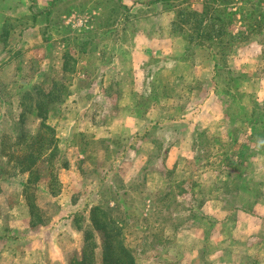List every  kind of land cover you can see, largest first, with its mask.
Masks as SVG:
<instances>
[{
	"label": "rangeland",
	"instance_id": "1",
	"mask_svg": "<svg viewBox=\"0 0 264 264\" xmlns=\"http://www.w3.org/2000/svg\"><path fill=\"white\" fill-rule=\"evenodd\" d=\"M38 1L41 5L45 6L51 0ZM106 1L53 0V6L49 5L50 9L55 7L51 18H48V21H46V18L42 17L40 27H37L36 25H32V19L28 15L31 11L30 6L32 8L34 7L35 10L38 9L35 0H0V131L13 130L14 122L20 118L22 95L25 90L38 87L50 89L58 82L61 85L59 89H63L64 100L53 104L49 120L57 128L56 132L59 136V156L54 160L53 164H44L42 167L41 181L44 184L51 185L53 183V185L58 187L57 182H54V180L58 178L62 169L74 163L84 171L85 167L89 170L85 172L87 177L97 182L101 180L103 184L110 186L107 188L109 191L104 192V198L119 201L116 206L118 210L114 214L125 218L127 223V241L136 250L138 264H216V262L218 264H258L259 260L264 261L263 249V252H261L258 248H253L251 255L245 250V248L254 247L253 245L255 243L260 244L261 248L264 247V225L262 226V224H258L256 221L251 222V220H247V216H236L235 212L229 213L234 224L236 221H239L246 225V230L238 231L237 236L233 239L234 244L231 247L234 249V253L231 255L227 253L220 256L219 254L216 255L215 252H210L209 248L214 250H216V247L218 248L216 241L214 242L210 236L203 240L199 235V231H196L193 225V228H191L192 223L199 222L200 219H197L199 213L214 211V205H208L207 203L205 204V209L201 211V207L195 201L196 199L192 198V195L200 198L203 193H206L205 197L209 198L208 196L212 189L211 184H204L203 188L199 187V189H189L188 191L180 189L179 186L176 188V200H181V203L179 206L173 205L174 207L172 208H175L179 213H184L189 218V222L185 225L188 229L185 232L186 235H180L172 242L171 240L174 238L173 230L169 228L171 225L170 216L172 214V208L165 209L162 205H156L154 212L146 216V211L140 203V198L145 192H157L159 194L164 190V187L161 185L163 184L164 178L159 171L165 172V161L159 155H156V152L160 151L156 140H159L158 137L161 136V130L159 128H162V126H150L144 120H140L133 127L132 121H130V124L126 125L130 133L134 132V130H142V132H145L151 128L147 132L149 135L143 134L131 139L127 134H125L127 137L122 135L124 133L120 128V123H117V115L123 116L128 111V104H133V99L136 103L137 99L140 98V94L141 96L147 95L144 93L145 85L151 80L158 86L159 91H164L162 89L163 87L165 88L166 94L162 95L159 93V97H161V100L163 99L161 104L167 103V106L171 104L172 108L156 106L149 111L150 113L147 118H151V120L156 122H160L163 116L181 118L186 112H182L176 106L188 101L196 106L197 100H199L201 105L197 104L198 107L196 108H199L200 112L196 108H191L189 111L191 113L186 118L192 120L200 118L199 123H203L204 126L206 125V130H208L209 134L206 135V140H204L205 150L212 143L213 147L218 148L219 145L211 140V135L213 136L215 134L217 136L219 133L226 135L229 132L228 129L230 126L224 124L217 125V117H220V115L210 118L206 113L199 117V114L206 108L204 107V102L207 103L206 94L198 95L195 92L193 94L191 90L196 81L201 82L199 77L202 76L201 72L205 71L206 80L203 85L206 86L205 92L211 91L209 87L215 89L214 92L220 88L217 96L221 97L223 96L221 91L224 87L233 89L232 91L235 97L240 94V99H236L238 102L233 108H230L232 115L241 119L248 118L249 115L252 116V110L254 108V104H252L253 99L261 100L264 98L263 36L246 32V38L240 40L236 46L229 48L225 57L218 53L216 50L218 48H194L189 52L188 60L183 62L181 60L176 61V58L181 56L183 43L181 41L169 42L166 39L164 44L170 47L169 53L154 54L156 57H153L154 63L152 66L148 65L145 67L141 62V68L135 66L134 73L136 75L134 74L133 79L126 75L122 79L120 73L127 71L128 66L125 68V66L119 65V60L115 61L114 58L113 61L110 60L109 65H106L101 62L100 57L94 56L92 60L86 63V56L80 54V44L82 42L80 36H84L85 38H81L85 40H87L86 38H98L102 36V33H109L110 30H104L103 28L112 27L113 21L116 20V13L114 11L111 12L109 9L106 11V8L114 6V2L112 0ZM150 1L135 0L134 5L140 8L144 3ZM204 1L191 0L190 3L192 6L197 5L198 8H202ZM252 1L255 3V0ZM253 2H250L249 5H252ZM129 4L131 5L132 3ZM101 6H103L101 11L103 13L102 17L98 16V19L95 18L93 20L91 25L94 28L91 30L86 28L85 24L81 22L83 20L82 18L87 19L88 16H79L80 18H75L74 21H72V16L71 18H66V14L72 9H97ZM187 6L188 4L183 0H171L166 4V9L173 12L163 13L160 11L163 13L161 15L162 17L154 19L153 22H158L161 26H165L167 29L166 33L168 34L170 20L177 19L179 8H185ZM113 10L115 9L113 8ZM155 11V8L150 11H136L135 17L136 15L137 17L132 18L134 20H130L129 15L124 14L122 18L130 21H127L128 23L125 22L127 23L124 25L125 27L116 26L118 29L113 27L114 32L110 35L107 34L109 35L108 37L112 36L114 39H118L126 33V37L130 38V41L135 39L140 46L139 52L137 54L135 53V58L139 61L140 56L143 55V51L150 52L148 45L144 43L141 45V39L138 38L139 34L149 27L145 23L144 18L148 15L159 14ZM32 12L34 11L32 10ZM241 13L236 14L235 21L230 27L231 30L237 31L238 29H245L241 21ZM90 43L87 49L91 53H94L92 51L95 45L91 41ZM153 51H157L156 48ZM214 51L213 56L219 54V62H221L223 67L229 68L225 69V71L224 68L222 69L221 73H219L218 80H215V78L212 79V75L216 73V69L214 70L212 65L214 59L211 52ZM107 52L111 51L108 50ZM63 54H68L71 58H75L76 61L78 58L79 61L76 63L71 61L69 63V69L66 70L63 66ZM109 56L113 57V53L109 54ZM106 60L107 57L105 58ZM129 66L131 65L129 64ZM148 70L152 71L153 75H155L151 77V72H149L148 76L151 77L150 80L147 76ZM246 71L247 74L244 73ZM250 74L256 77L254 84H247L242 79L244 75ZM181 77L183 78V82L178 83L179 85L177 86V81ZM231 77L237 78L238 80H234L233 84L232 80H230ZM101 83L103 86H111V90L109 89V91L104 93L99 90L95 91L93 89L92 91H88L84 89V85L86 84L93 86L96 84L99 87ZM120 83L123 85L124 94L116 89ZM72 88L74 90L73 92ZM134 88L140 89L136 95H134L136 93ZM249 88L251 93H247L246 95L244 91L246 89L248 91ZM164 95L167 97L172 96L170 97L172 100L166 97L163 98ZM87 100L91 101L92 105L94 103V105H91V107L88 104L86 106L83 105ZM245 106H247V109ZM142 109L145 108L143 107ZM118 110L120 111L118 112ZM208 117L215 123L208 124ZM103 120L105 122L107 121L103 127H108L110 134H112L107 135L108 139H101V136L106 135L107 131L106 128H101L98 125V122H103ZM39 124L40 120L37 117H27L26 126L31 132H38ZM241 127L245 132L240 134L241 142L237 150H247L248 153H251L252 149H250V144L257 152L256 145H253L247 140V134L250 132L249 129H245L243 125ZM169 133L171 134V132ZM230 143H225L218 150L223 148L227 149L228 147L224 146H228ZM179 146L182 152L186 149L188 151L189 142L185 143L184 140H179ZM231 149L229 148L225 151H230ZM208 150V155H205L204 158L196 162L198 164L194 165L195 169H193V174H190L192 178L200 176L197 170L201 166L202 168L200 170L205 171L209 175L211 171L213 174L214 170L225 171L224 167L228 157L224 158L219 155L209 156L213 151L211 149ZM218 153L223 155L220 151ZM242 156L237 155L236 158H233L232 176H238L237 170L240 164H243L240 168H247L249 172L254 171V167L264 170L263 157L252 156L250 160L249 157L244 158ZM176 159L182 162V165L186 164L185 166L187 168L192 169L191 166H188V159H185V157L177 158L172 155L169 158V163L172 164ZM9 161L8 156H0V174L4 180L3 185L8 187L11 192L8 193L10 194L9 199L16 201L18 199L17 189L19 188L17 183L21 177L12 178L13 169L10 171L8 168L9 165L11 167L15 163L14 161L9 163ZM188 175L185 174V177L187 178ZM181 177L183 176L178 175L177 179L181 180ZM211 178L212 175L210 176ZM183 191L189 193L183 195ZM160 198H163V196ZM261 198L260 196L259 199ZM229 200V204L233 206L235 204V198L231 197V200ZM176 202L179 203L180 201ZM260 203L261 206L257 207L256 212H264V199L260 200ZM254 205L253 207H255ZM143 218H145L144 221L142 220ZM206 224L208 223L205 221ZM253 228H259L261 231L258 233L253 232ZM178 232L180 234L179 229ZM251 234H254L255 237H251ZM197 249L201 250L196 251ZM69 256L71 257V255Z\"/></svg>",
	"mask_w": 264,
	"mask_h": 264
},
{
	"label": "crops",
	"instance_id": "2",
	"mask_svg": "<svg viewBox=\"0 0 264 264\" xmlns=\"http://www.w3.org/2000/svg\"><path fill=\"white\" fill-rule=\"evenodd\" d=\"M52 1L53 0L48 1L47 5L44 6L41 5L38 0H35L38 9L35 10L34 7L32 8V6H30L31 11L28 14L32 19V25L40 27L42 17L46 18V21H48V18H51V14H53L55 9V7L53 9H50V6H53ZM112 1L114 2V6L106 8V11L107 9H109V11L111 12L114 11L116 13V20L113 21L112 27L103 28L104 30H110L109 33H102V36L98 38H86L87 40L93 42V44L95 45V48L92 51L94 53H91L89 50H87L86 53H80L83 56H86V63L92 60L94 56H98L100 57L99 59L102 63L109 65L110 60L113 61L115 58V61L119 60V65L125 66V68L126 66H128L127 71H122L120 73L122 79L125 78V75L127 77H132L133 79L135 74L134 70L136 69L135 66L138 68H141L142 64L145 67H147L148 65L152 66V64L154 63L153 57H156L154 56V54H160L163 52L169 53L168 51L170 50V47H167L164 44L166 39H168L169 42L181 41L183 43L181 48V56L177 57L176 61L181 60V62H183L188 60V54L194 48L203 49V47H197L193 44H190L185 34L177 33L174 31V24L177 21L175 18L173 20H170V24L168 26V34L166 33L167 29L165 26H161L160 24H158V22H153L154 19H159V17H162L161 15L164 12H173L166 9V4L168 3L164 1L151 0L148 3H144L139 8V6L134 5L135 0ZM129 3L132 4L130 5ZM193 7L198 6L193 5ZM113 8L115 10H113ZM153 8H155V12H158L159 14L145 16V23H147L149 27L142 31L140 33L142 35L139 34L138 37L141 39V45L142 43L148 45V49L150 52L143 51V55L139 58V63V61L135 58V53L137 54L139 52L140 46L135 39H132V41H130V38L126 37V33H124L123 36L121 35V37L118 39H114V37L108 36L114 32L113 27H115L116 29H118V27L116 26L125 27L124 25H126L132 18H136V11H150ZM102 9L103 6L97 9H72L66 14V18H71L72 16V21H74L75 18H80L79 16H88L87 19L82 18L83 20H81V22L85 24L86 28L91 30L94 28V26L91 25L93 20L95 18L98 19V16L102 17ZM32 10L34 12H32ZM160 11L163 13H161ZM124 14L129 15L130 20H125V18H122ZM241 30L243 29H238L237 31L232 30V32L237 33ZM252 34L261 35L264 38L263 34ZM236 45L237 43L233 46ZM155 48L157 51L154 52L153 50ZM108 50H110L111 52H107ZM111 53H113V57L109 56V54ZM211 53L214 59L212 65L214 70L216 69L217 73V75L216 73L212 75V79L215 78V80H218V76L219 73H221L222 68V64L221 62H219L220 56L219 54L213 56V53H215V51ZM64 56L65 54H63L62 56L63 65L65 62ZM106 57L107 60L105 61ZM74 60L76 59L74 58ZM77 61H79L78 58ZM129 64L131 66H129ZM224 69L229 68L224 67ZM149 72H151V77L155 76L150 70H148L147 76ZM201 73L202 76L199 77L201 82L196 81L193 89L191 90L193 94L194 92L198 95L206 94L207 103L204 102V107L206 108H204L203 112L199 114V117L200 115L202 116L206 113L210 118H214V116L220 115V117H217V125L224 124L230 126V128L228 129L229 132H227L226 135L220 133L217 136L215 134H213V136L211 135V140L215 144L217 143V145H219L218 148L223 147V145L227 142H231L230 144H228V146H224L228 147L227 149L223 148L218 150V148L212 146V143V145H210L209 148L205 150L204 140H206V135L209 134L208 130H206V125L204 126L203 123H199L200 118H195L193 120L186 118L191 113H189L191 108L193 109L198 107L197 104L201 105V102H199V100H197L196 106L192 104V102L189 103V101L185 102L184 104L177 105L176 107L181 109L182 112H186V114H183L181 118H174L173 116H163L160 122L153 121L151 120V118L148 119L147 116H149V111L154 109L156 106L165 108L171 107V104H169V106H167V103L161 104V101L163 99L161 100V97H159V93L162 95L166 94L165 88L163 87L162 89L164 91H159L160 89L156 84H154V81L152 82L150 80V76H148L150 82L145 85L146 87L144 89V93H146L147 95L141 96L140 94V98L137 99L136 103L133 99V104H128V111L125 112L123 116L117 115V123H120V128L124 133L120 134H127L131 139H134L135 137L143 134L149 135L147 132L150 131L151 128H149V130H146L145 132H142V130H134V132L130 133V130L126 126L130 124V121H132L133 127H135V125H137L140 120H144V122L149 124L150 126H162V128H159L161 130V136L158 137L159 140H156L160 151L156 152V155H159L165 161V172L159 171L160 174L162 173L161 176L164 178L163 184H161L162 187H164V190L159 194L157 192H145L143 194V196L140 198V203L146 211L145 215L147 216L153 213L156 209V205H162V207L164 206L165 209H170L174 207L173 205L179 206L181 200H176V188L178 186L180 189L188 191L189 189L195 190L197 188L199 189V187L203 188L204 184H211L212 189L209 193V198L205 197L206 193H203L202 197L200 198L192 195V198L196 199L195 201L197 202V204H199L198 206L201 207V211L205 209L204 207L206 203L208 205L213 204L214 211L199 213V215L197 216L198 218L196 217L197 219H200L199 222H196L194 224L192 223L191 226L193 225L194 229L196 231H199V235L203 240L210 236L213 238L214 242L216 241V243L218 244V248L216 247V250L209 248L210 252H215L216 255L219 254L220 256L227 253L231 255L232 253H234V249L231 247L232 244H234L233 239L235 238V236H237L238 231L246 230V225L243 224V222L239 221H236V223L234 224L233 220H231V214H229L230 212H235L236 216H247V220H251V222L256 221L258 224H262V226L264 225V212H256L257 207L261 206L260 200L264 199V170L254 167V171L249 172L247 171V168H240L243 165L240 164L237 170L238 176H232V161L234 157H237V155H243L242 157L244 158L249 157L250 160L252 156H260L264 158V139L259 136H254L253 127L255 124V120L253 117L249 115L248 118L241 119L239 117L237 118V116L232 115L230 108H233L238 102L236 101V99H240V94H238L237 97H234L232 95L233 89H229L226 87L223 88V92L221 91V93L223 94V96H221L223 97L222 99L221 97L217 96L220 88H218V90L214 92L215 89L209 87L211 91L205 92L206 86L203 85L205 84L206 80V72L204 71ZM244 73L247 74V71ZM242 79H244V82L247 84H254V80H256V77L250 74L244 75ZM182 82L183 78L181 77L177 81V86L179 85L178 83ZM232 83L234 84V80L232 81ZM110 87L111 86H103L102 83L99 87L96 84H94V86L91 84L84 85L85 90L92 91L94 89L95 91L99 90L104 93L109 91ZM116 89L121 93L123 92L124 94V88L121 83L116 87ZM139 90L140 89L138 88H134V91H136V93L133 94H138ZM73 91L74 90L72 88V92ZM244 93L246 95L247 93H251L250 88L248 91L246 89ZM165 97L172 100V98H170L172 96L167 97L164 95L163 98ZM194 100L192 101L194 102ZM253 100L254 101L251 100L252 104L264 102V98L261 100ZM87 104L91 107L92 102L87 100V102H85L83 105L86 106ZM143 107L146 109V111L145 109H142ZM245 108L247 109V106H245ZM196 109L197 111L199 110V108ZM119 111L120 110H118V112ZM220 112L221 114H219ZM209 117L207 119L209 121L208 124H214L215 122L211 121ZM263 120L264 119H261L260 122H263ZM106 122L104 120L103 122H98V125L101 128H106L107 130L106 135L101 136V139H108L107 135H112L110 134L108 127H103ZM48 123L51 124L49 119ZM242 125L245 126V129H249L250 132L249 134H247V140L253 145H256L257 152L252 148L250 144V149H252L251 153H248L247 150H237L239 148L238 145L241 142L240 134L245 132L241 127ZM169 132H171V134ZM57 134L58 133L56 132V136L58 138L59 136ZM124 137L127 136L125 135ZM179 140H184L185 143L189 142L188 151L187 149L183 152L181 151ZM229 148L233 149H231L230 151H225ZM208 149H211L213 151V153L211 152L209 156L219 155L220 157L223 156L224 158L228 157L227 163L224 167L225 171L222 172V170H214L213 174L211 171L209 175L205 173V171L200 170L202 168L201 166L197 170V173L200 174V176H197V178H192V175L190 174H193V169H195L194 165L198 164L196 162L204 158L205 155H208ZM215 149L217 150V152ZM218 151L222 152L223 155L218 153ZM172 155L176 156L177 158L185 157V159H188L187 164L188 166H191L192 169H189V167L187 168V166H185L186 164L182 165V162L178 161L177 159L175 162L170 164L169 158ZM58 156L59 150L57 157ZM43 166L44 165L39 166L40 179L35 182H32L30 180L31 174L29 172H12L11 176H13V179L21 177V179L17 183L19 185V188L17 189L18 199L16 201H11L9 199L10 194L8 193L10 192V190L8 187H5L3 185L4 180L1 178L0 174V264H70V261L74 257L82 256V253L87 245L89 234H92L94 236V240L97 243L96 264H102V240L100 232L95 228V225L93 223V211L98 207H103L105 209L117 208L116 206L119 201L104 198V192L107 191V188L110 186H108L107 184H103L100 179V181L97 182L87 177L85 175V172L89 170L85 167L84 171L80 166L78 167L74 163L62 169L57 178L58 180H54V182H57L58 187L56 185H53V183L51 185L44 184L41 181V169ZM185 174H189L187 178L185 177ZM178 175H182L183 177H185V180L183 179V177H181V180H178ZM211 175L213 179H210ZM195 180H197L198 183L195 182ZM187 191H183V195L189 193ZM162 196L163 198H160ZM260 196L262 197L261 199H259ZM231 197L235 198V204L233 206H231V204H229L228 202L229 199L231 200ZM176 201L180 202L177 203ZM253 205L255 207H253ZM176 211L177 210L175 208H172V214L170 216L171 225L169 228L173 230L174 237L171 240L172 242L180 235L185 236V232H187L188 230L185 225L187 224V222H189V218H187L184 213H179L178 211L176 213ZM142 220L144 221L145 218H143ZM205 221L208 224L205 225ZM193 226L191 228H193ZM236 227L240 228L237 229ZM178 229L180 230V234H178ZM252 231L258 233L261 230L259 228H253ZM125 235L127 237L126 230ZM250 236L255 237L254 234H251ZM127 244L129 245L128 241ZM253 246L254 247L245 248V250L250 253V255L253 252V248H258L261 252H263L264 250V247L261 248V245L258 243H255ZM131 248L136 257V264H138L136 250L132 246ZM200 250L197 249L196 251ZM69 255H71V257ZM259 261L258 264H262V262H264ZM216 264L218 263L216 262Z\"/></svg>",
	"mask_w": 264,
	"mask_h": 264
},
{
	"label": "trees",
	"instance_id": "3",
	"mask_svg": "<svg viewBox=\"0 0 264 264\" xmlns=\"http://www.w3.org/2000/svg\"><path fill=\"white\" fill-rule=\"evenodd\" d=\"M158 1L168 3L171 0ZM183 1L188 6L179 8L174 31L185 34L189 43L197 47L218 48L216 49L218 53L225 57L229 48L246 38V32L264 35V0H255V3L252 0H205L202 8L193 7L191 0ZM250 2H253L252 5H249ZM237 13L242 14L241 21L245 29L233 33L230 27ZM81 37L84 36H80L82 40L80 52L86 53L87 46L91 43L85 40V37ZM64 58L63 66L66 70L69 69L71 61L77 62L68 54H65ZM223 68L222 66L221 71ZM230 80L238 79L231 77ZM60 86L56 82L50 89L38 87L25 90L22 95L20 118L14 122L13 130L0 131V156H8L9 163L11 161L15 163L11 167L9 165L8 169L10 171L13 169V172H29L32 182L40 179L39 166L51 165L58 154L56 129L48 123V119L53 104L64 100L63 89L60 90ZM232 95L235 97V94ZM254 106L251 116L255 120L253 133L254 136L264 139V120L260 122L264 119V102ZM28 116L40 120L37 133H32L27 128ZM116 210L118 209L98 207L93 211V223L100 232L102 240L101 262L102 264H136L135 254L127 244L125 235L127 223L124 217L114 214ZM96 248L94 236L89 234L82 256L74 257L70 264H96Z\"/></svg>",
	"mask_w": 264,
	"mask_h": 264
}]
</instances>
